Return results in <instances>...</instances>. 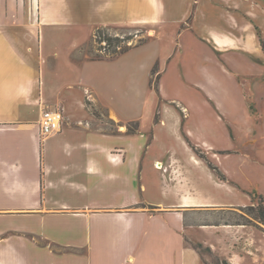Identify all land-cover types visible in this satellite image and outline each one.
I'll use <instances>...</instances> for the list:
<instances>
[{"label":"crops","instance_id":"obj_1","mask_svg":"<svg viewBox=\"0 0 264 264\" xmlns=\"http://www.w3.org/2000/svg\"><path fill=\"white\" fill-rule=\"evenodd\" d=\"M175 22L186 24L159 46L158 26ZM114 25L153 34L114 57L81 55L95 27ZM263 36L264 0H35L34 12L4 2L0 264H202L198 243L245 236V224L194 218L247 205L194 149L215 156L225 132L242 130L235 94L260 115ZM185 84L203 94L201 107L181 96ZM91 105L121 125L94 126ZM46 108L63 122L39 137Z\"/></svg>","mask_w":264,"mask_h":264},{"label":"rangeland","instance_id":"obj_2","mask_svg":"<svg viewBox=\"0 0 264 264\" xmlns=\"http://www.w3.org/2000/svg\"><path fill=\"white\" fill-rule=\"evenodd\" d=\"M4 2L7 12L35 11V0H0V6ZM184 9L186 10V7ZM192 11L193 9L191 8L190 13ZM185 24L183 22H175L166 27L164 25L158 26V32L163 37L158 41L159 46L171 47L172 44L165 40L163 32L167 29L174 37L177 30L185 26ZM152 34L151 27L141 25L95 27L90 39L81 47V55L84 57H112L114 49L119 51L122 48L130 47L146 40ZM108 37L112 39L117 37L120 40H114L111 44H108ZM246 69L248 67H244V70ZM255 72L253 73L256 74L255 80L258 81V86L253 90V93L258 105L256 107H260V101L263 105V109H259L260 115L257 113L254 115L246 114V110H243V103L238 100L235 94L233 101L236 104L234 108L237 109L235 111L236 117H242V120H244L242 130L231 128L232 136L229 131L228 133L225 132L220 143L221 146L211 149L215 156H212L211 153L204 154L198 148L194 149L200 156L211 157L207 158V164L216 176L218 172L224 178L222 180L233 186H239L238 195L234 197L230 194V199H244L247 201V205L243 208L234 207L232 210L225 211H196L194 214L196 220L226 224L242 221L247 225L245 236L231 234L230 239L219 248L210 249L198 243L197 246H199V251L203 256L202 264H232V259L238 260L240 264H264V241L261 239L264 238V224L259 221L256 214V196L264 193V104L262 100L258 99L259 93L264 96L262 94L264 93V83L260 81L261 75H258V68ZM183 87L185 88L182 89L181 87L180 90L181 96L190 101L194 107H201L203 94L190 85L185 84ZM170 90L174 92L176 88L173 90L170 87ZM223 103L226 107H233L230 101L224 100ZM90 108L96 117L93 122L94 126H100L105 130H116L121 125L117 121L107 118L102 106L91 105ZM136 128L135 122L126 125L127 131H134ZM217 194L220 196L225 195L224 192ZM250 199L251 202L249 203Z\"/></svg>","mask_w":264,"mask_h":264},{"label":"built area","instance_id":"obj_3","mask_svg":"<svg viewBox=\"0 0 264 264\" xmlns=\"http://www.w3.org/2000/svg\"><path fill=\"white\" fill-rule=\"evenodd\" d=\"M62 122L63 115L59 108L43 109L39 120V137L58 132L61 129Z\"/></svg>","mask_w":264,"mask_h":264},{"label":"trees","instance_id":"obj_4","mask_svg":"<svg viewBox=\"0 0 264 264\" xmlns=\"http://www.w3.org/2000/svg\"><path fill=\"white\" fill-rule=\"evenodd\" d=\"M118 41L120 40L119 38L117 37H114L113 39L112 38H107V41H108V44H111L112 41ZM259 42H260V45H261V48L262 50L264 51V36L263 37H259ZM129 47H125V48H122L121 50L117 51L116 49H114L112 52V57L118 55L119 53L127 50ZM217 176L220 178V179H224L218 172H217ZM257 204H256V214H257V217L259 218V221L264 224V197L262 194H258L257 196ZM243 208V207H241ZM242 217V216H241ZM235 223L237 224H245L244 222L242 221H236ZM197 248L199 249V246H197Z\"/></svg>","mask_w":264,"mask_h":264},{"label":"bare ground","instance_id":"obj_5","mask_svg":"<svg viewBox=\"0 0 264 264\" xmlns=\"http://www.w3.org/2000/svg\"><path fill=\"white\" fill-rule=\"evenodd\" d=\"M156 167L161 168L160 163H158V164L156 165ZM231 263H232V264H238V262H237L236 259H232Z\"/></svg>","mask_w":264,"mask_h":264}]
</instances>
